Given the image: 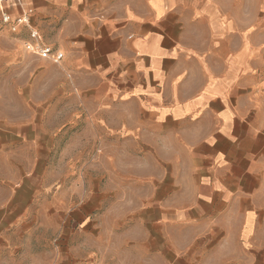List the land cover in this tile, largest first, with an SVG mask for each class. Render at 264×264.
Listing matches in <instances>:
<instances>
[{
    "label": "crops",
    "instance_id": "0c3cea01",
    "mask_svg": "<svg viewBox=\"0 0 264 264\" xmlns=\"http://www.w3.org/2000/svg\"><path fill=\"white\" fill-rule=\"evenodd\" d=\"M22 4L29 26L15 32L23 9L0 5V264H264V0ZM30 29L59 63L26 51ZM66 87L84 119L70 130ZM98 103L100 127L88 107ZM114 139L136 145L139 226L151 237L104 251L95 232L71 248L55 241L33 216L43 151L57 142L65 159Z\"/></svg>",
    "mask_w": 264,
    "mask_h": 264
},
{
    "label": "rangeland",
    "instance_id": "374dc122",
    "mask_svg": "<svg viewBox=\"0 0 264 264\" xmlns=\"http://www.w3.org/2000/svg\"><path fill=\"white\" fill-rule=\"evenodd\" d=\"M72 92L66 87V114L62 120L66 130L84 124V119L78 117L77 111L72 113L76 105L71 97ZM90 105L88 107L103 113L97 114L95 119L96 125L100 127L106 121L104 110L108 107L100 103ZM116 108L119 107L113 109ZM5 112L8 113L7 106ZM109 121L116 124L119 118L113 117ZM99 137L103 138L104 133ZM53 145L50 151H43L49 153L43 160L45 164L37 168L42 181L39 182L35 201L41 207L40 212L33 216L48 229L55 241L65 237L71 248L73 238L79 235L87 239L95 232L97 243L101 244L97 248L104 251L111 239L123 238L127 241L142 235L145 239L151 237V230L147 226L144 230L139 226L142 221L139 211L142 207L137 195V178L140 173L135 144L128 142L122 145L114 139L112 144H107L108 148L102 143L97 148L87 149V146L78 143L77 148L64 150L65 159L60 156L63 151L57 148V142ZM108 178L112 182L106 186ZM93 189L98 190L99 196L90 197ZM107 192H112L113 196L105 197ZM62 195L64 213L60 212ZM59 223H63V229L58 231L56 228ZM192 231L189 229V237Z\"/></svg>",
    "mask_w": 264,
    "mask_h": 264
},
{
    "label": "built area",
    "instance_id": "2783aa9c",
    "mask_svg": "<svg viewBox=\"0 0 264 264\" xmlns=\"http://www.w3.org/2000/svg\"><path fill=\"white\" fill-rule=\"evenodd\" d=\"M6 1H14L23 9L21 15L17 17L12 23L10 21V17L7 14L2 15V21L4 23H11V31L15 32L18 27L22 25L29 26V16L32 13V10L23 7V0H0V5H2ZM29 37L31 41L26 42L24 45L27 52L39 58L49 60L55 64L59 63L62 60V53L58 51L56 52L51 47L40 43V36L36 30L30 29Z\"/></svg>",
    "mask_w": 264,
    "mask_h": 264
}]
</instances>
